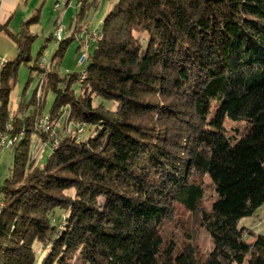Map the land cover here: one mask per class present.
<instances>
[{
    "label": "trees",
    "instance_id": "obj_1",
    "mask_svg": "<svg viewBox=\"0 0 264 264\" xmlns=\"http://www.w3.org/2000/svg\"><path fill=\"white\" fill-rule=\"evenodd\" d=\"M40 14L18 33L0 24L18 49L0 66V131L17 137L2 182L0 264H35V243L47 249L40 264H264V234L239 226L264 207V0H118L83 80L40 70L55 94L53 124L68 113L94 128L86 139L61 137L41 166L33 141L50 134L35 113L11 120L9 108ZM134 32H146V43ZM73 39H62L53 58ZM96 97L118 105H95ZM227 119L245 122L235 142ZM202 230L213 242L208 254Z\"/></svg>",
    "mask_w": 264,
    "mask_h": 264
},
{
    "label": "rangeland",
    "instance_id": "obj_2",
    "mask_svg": "<svg viewBox=\"0 0 264 264\" xmlns=\"http://www.w3.org/2000/svg\"><path fill=\"white\" fill-rule=\"evenodd\" d=\"M68 1V4H67ZM82 0H45L43 5L39 8L41 10V18L38 25L32 33L36 34L37 38L32 44L31 56L32 60L29 63H22L19 67L17 83L14 86L10 96V108L14 107L15 110L10 109L11 120L16 117H25L33 113L36 114L37 126L43 131L50 134L49 140H40L35 137L32 145V161L35 165L41 166L48 155L54 150V144L66 134H78L81 139L88 138L94 131V128H87L81 130L82 124L78 120H68V113L62 114V116L53 124L50 119L49 110L52 107L55 94L52 91H45L43 84L46 73L41 72L43 69H57L58 72L65 76V74L71 72H81V80L85 78L83 72L84 65L78 61L82 57L83 52L87 53V59L90 56V51L93 49V45L99 42L101 39L95 40L94 33L102 32L103 17L105 16L109 5L115 0H86V11L83 15L81 12ZM59 5V9L55 10V5ZM102 19V20H101ZM57 20L63 21L64 33L62 38H58L55 35L57 28ZM88 23V24H87ZM87 26H90V29ZM18 27H14V31H18ZM93 29V30H92ZM82 33L84 35L82 36ZM52 36L50 40H47L49 36ZM136 37H139L144 43H146L148 34L146 32L139 33L134 32ZM66 37H73V41L68 46L63 58L59 56L54 57L56 48L62 39ZM46 44V47H42ZM80 46V47H79ZM42 54L39 55V51ZM38 60L37 65L39 70H32L31 66ZM1 62V61H0ZM80 85L75 84L74 89L77 94L80 93ZM36 94V103L32 102V97ZM45 93V94H44ZM94 104L98 105L101 102L109 109H116L118 103L116 101L106 100L101 97H96ZM22 102V103H21ZM21 103V104H19ZM39 103H43L42 107L38 106ZM48 119L49 128H44L42 120ZM245 122L233 121L227 119L225 121V132L230 136L232 142H235L240 138L241 129L244 127ZM24 130L20 131L18 138L23 136ZM9 161L2 166V173L0 174L1 183L9 176L10 168L13 161V151L11 148V157ZM205 180L210 182L209 178ZM214 199V193L212 190H208L206 193L204 204L210 206ZM65 218V212L63 210H57L53 217V222L62 226V222ZM239 226H246L252 228L257 233L264 234V207H260L253 215L243 217ZM252 237H248L250 241ZM200 243L203 247V251L208 254L213 249V242L207 231L202 230L200 235ZM35 250L37 255V261L35 264H40L41 259L46 254L47 249L44 250L43 245L35 243ZM81 264V262H78Z\"/></svg>",
    "mask_w": 264,
    "mask_h": 264
},
{
    "label": "crops",
    "instance_id": "obj_3",
    "mask_svg": "<svg viewBox=\"0 0 264 264\" xmlns=\"http://www.w3.org/2000/svg\"><path fill=\"white\" fill-rule=\"evenodd\" d=\"M44 1L45 0H0V24L8 23L9 29L14 33H18L23 22L30 19L37 12L38 8L43 5ZM117 2L118 0H115L109 5L105 16L111 11L114 4ZM105 16L102 19H104ZM38 24L36 23L32 25L30 29L34 30ZM14 27H18V31H14ZM88 27L90 29V26H87V30L85 31H88ZM83 35L84 33H82V36ZM17 55L18 49L15 41L4 31L0 32V61L2 59L11 61L15 59ZM10 109L15 110L14 107ZM9 157H11V149L4 148L0 153V174L2 173V166L9 161ZM253 241L254 238H251L250 242Z\"/></svg>",
    "mask_w": 264,
    "mask_h": 264
},
{
    "label": "built area",
    "instance_id": "obj_4",
    "mask_svg": "<svg viewBox=\"0 0 264 264\" xmlns=\"http://www.w3.org/2000/svg\"><path fill=\"white\" fill-rule=\"evenodd\" d=\"M58 9H59V5L56 4L55 5V10H58ZM55 22H56V25H57V28H56V31H55V35L58 38L61 39L62 35L64 33V26L62 24L63 21L57 20ZM102 34L103 33L101 31H99V33H97V34L94 33V39L95 40L101 39L102 38ZM86 59H87V53L83 52L82 57L78 61L81 63V65H85V63L87 61ZM5 61H6L5 59H2L1 62H0V66H3ZM41 125L44 128H49L48 119L42 120V124ZM8 127L11 128V125L9 124ZM84 129L85 128L82 125L81 130H84ZM16 140H17V137H12L9 133H4V132L0 131V153H1V151L4 148L11 149L13 147L14 143L16 142ZM55 143L56 144H54V150H55V148L58 147V141H56ZM4 207H5V202H4V198H3V195H2V183H1V180H0V214L4 210Z\"/></svg>",
    "mask_w": 264,
    "mask_h": 264
}]
</instances>
